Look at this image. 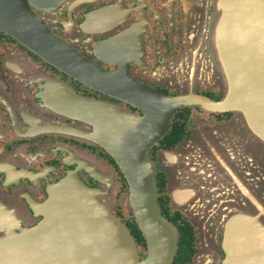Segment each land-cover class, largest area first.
<instances>
[{
	"label": "flooded vegetation",
	"instance_id": "af4514ba",
	"mask_svg": "<svg viewBox=\"0 0 264 264\" xmlns=\"http://www.w3.org/2000/svg\"><path fill=\"white\" fill-rule=\"evenodd\" d=\"M32 3L44 8L32 10L51 35L48 47L0 29L2 247L40 221L51 187L70 172L94 188L87 168L106 165L118 182L117 199L127 192L108 146L120 129L130 128L129 120L145 118L152 94L190 96L173 109L169 129L146 151L156 170L160 215L177 235L170 264H198L195 255L205 250L202 228L189 216L201 213L207 201L211 217L223 215L228 223L256 215L264 227V142L246 129L239 112L193 102L219 103L233 85L254 87L264 75V31L254 26L250 34L242 32L247 19L237 17L239 2ZM167 152L176 156L173 166L164 158ZM174 189L190 190L180 208L172 202ZM113 215L125 226L132 221L120 207ZM134 242L141 259L145 244Z\"/></svg>",
	"mask_w": 264,
	"mask_h": 264
},
{
	"label": "water",
	"instance_id": "95a60500",
	"mask_svg": "<svg viewBox=\"0 0 264 264\" xmlns=\"http://www.w3.org/2000/svg\"><path fill=\"white\" fill-rule=\"evenodd\" d=\"M0 0V29L29 41H42L48 47L51 35L41 18L32 10L40 9L38 0ZM237 17H246L242 32L247 34L258 26L264 31V0H236ZM244 11V13H242ZM257 17L261 18L258 19ZM225 21L221 32L224 33ZM258 30V31H260ZM243 39L239 38L242 43ZM145 118L129 120L127 129H120L109 143L108 153L117 164L127 192L117 200L118 183L113 170L99 165L93 174L97 186L83 184L73 172L61 178L50 189L42 205L40 221L0 244V264H170L177 235L175 228L160 215L155 185V166L146 155L149 146L169 129L173 109L183 105L190 96L166 98L152 94ZM215 110L239 112L246 129L264 142V75L254 87L233 85L226 99L219 103L193 101ZM116 138V139H115ZM119 140V143L117 142ZM167 164L173 166L176 156L165 153ZM169 168V167H168ZM176 169L173 167L172 175ZM177 177V174H175ZM187 191L172 193V202L180 208L190 199ZM192 194V192H191ZM211 202L201 213L189 217L201 226L205 250L195 256L198 264H264V227L256 215L234 216L228 223L223 215L211 217ZM209 204V205H208ZM202 205V204H201ZM118 207L129 210L144 244L140 259L134 239L118 217ZM218 221V222H216ZM212 225V226H211ZM221 240L218 242V237ZM218 245L224 257L218 259ZM196 264V263H195Z\"/></svg>",
	"mask_w": 264,
	"mask_h": 264
},
{
	"label": "trees",
	"instance_id": "16d2710c",
	"mask_svg": "<svg viewBox=\"0 0 264 264\" xmlns=\"http://www.w3.org/2000/svg\"><path fill=\"white\" fill-rule=\"evenodd\" d=\"M129 217H130V220H132L131 221V223L130 224H128V225H126L125 227H127L129 230H130V232H131V234H132V238H134L135 239V241L137 242V243H143L144 241H143V238H142V236H141V234H140V232L138 231V229H137V226H136V224H135V222H134V220L132 219V216H131V214L129 215ZM124 224V223H123ZM125 225V224H124ZM126 228V229H127ZM129 232V231H128ZM130 234V233H129Z\"/></svg>",
	"mask_w": 264,
	"mask_h": 264
},
{
	"label": "rangeland",
	"instance_id": "374dc122",
	"mask_svg": "<svg viewBox=\"0 0 264 264\" xmlns=\"http://www.w3.org/2000/svg\"><path fill=\"white\" fill-rule=\"evenodd\" d=\"M117 183H118V182H117ZM117 191H118V187H117ZM117 191H115V195H117ZM119 198H120V197H119ZM119 198H118V199H119ZM116 199H117V197H116ZM118 199H117V200H118ZM122 210H123V209H122ZM126 210H127V209H126ZM260 224H261V223H260Z\"/></svg>",
	"mask_w": 264,
	"mask_h": 264
}]
</instances>
